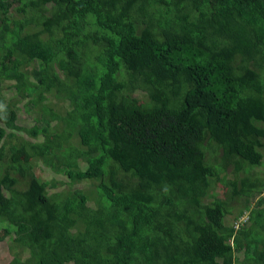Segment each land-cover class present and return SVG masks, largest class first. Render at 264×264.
Returning <instances> with one entry per match:
<instances>
[{"label": "trees", "instance_id": "obj_1", "mask_svg": "<svg viewBox=\"0 0 264 264\" xmlns=\"http://www.w3.org/2000/svg\"><path fill=\"white\" fill-rule=\"evenodd\" d=\"M0 123L5 264H264V0H0Z\"/></svg>", "mask_w": 264, "mask_h": 264}, {"label": "rangeland", "instance_id": "obj_2", "mask_svg": "<svg viewBox=\"0 0 264 264\" xmlns=\"http://www.w3.org/2000/svg\"><path fill=\"white\" fill-rule=\"evenodd\" d=\"M5 87H6L5 92L8 98L10 96V92L12 89H16V90L20 89L19 85L15 83H8L7 85H5ZM23 104L24 103L20 104L21 116L15 127V131L19 135L27 134L26 129H28V127L31 125L29 123L32 122V120L34 119V116L31 117L29 115V108H24ZM60 110L62 114H64L67 110H70V113L73 115H76L77 113L76 109H72V108L70 109L69 106H67L65 103L60 105ZM51 151H52V147L50 146H47L44 148L45 153H48ZM26 158L28 157H24V159ZM35 172H36V175L39 178H41L43 184L45 185L47 189H49L51 194H54V192H61L62 190H68L70 188L68 184L70 180L64 173L57 174L54 170H52L49 166L43 164L42 162H40L39 166L35 169ZM258 172L264 173V165ZM54 183H56V188L52 189L53 187L52 185ZM90 188H92V183L86 180L78 184H75L72 187V189L70 188L71 189L70 192H73L81 196L86 190H89ZM218 193L220 196H223L224 190L222 186H219ZM255 202L256 201H254L253 203ZM234 218H235V214L227 218L226 227L221 229V231H219L220 234H230L232 232L233 226H236L237 224V221L234 220ZM243 219L246 220L247 217ZM18 247L19 246H17L14 242H10L9 239L5 237V233L2 231V233H0V264H5L7 261H9L11 258L14 257L15 253L21 254V258L24 260L26 255L25 253L22 254L23 250H18ZM241 258H243V256H241Z\"/></svg>", "mask_w": 264, "mask_h": 264}, {"label": "clouds", "instance_id": "obj_3", "mask_svg": "<svg viewBox=\"0 0 264 264\" xmlns=\"http://www.w3.org/2000/svg\"><path fill=\"white\" fill-rule=\"evenodd\" d=\"M15 243V242H14ZM16 244V243H15Z\"/></svg>", "mask_w": 264, "mask_h": 264}]
</instances>
